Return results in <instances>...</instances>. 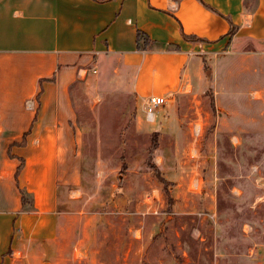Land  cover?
Returning <instances> with one entry per match:
<instances>
[{
    "label": "rangeland",
    "instance_id": "374dc122",
    "mask_svg": "<svg viewBox=\"0 0 264 264\" xmlns=\"http://www.w3.org/2000/svg\"><path fill=\"white\" fill-rule=\"evenodd\" d=\"M260 54L229 58V88L166 105L155 123L110 68L77 81L81 185L58 190L56 228L50 208L28 207L0 264H264Z\"/></svg>",
    "mask_w": 264,
    "mask_h": 264
},
{
    "label": "crops",
    "instance_id": "0c3cea01",
    "mask_svg": "<svg viewBox=\"0 0 264 264\" xmlns=\"http://www.w3.org/2000/svg\"><path fill=\"white\" fill-rule=\"evenodd\" d=\"M139 33L148 48L138 49ZM260 53L264 0H0L1 258L15 224L29 230L21 190L50 208L40 213L56 228L58 190L81 185L77 81L108 67L140 108L150 96H169V107L221 81L229 88V58Z\"/></svg>",
    "mask_w": 264,
    "mask_h": 264
},
{
    "label": "trees",
    "instance_id": "16d2710c",
    "mask_svg": "<svg viewBox=\"0 0 264 264\" xmlns=\"http://www.w3.org/2000/svg\"><path fill=\"white\" fill-rule=\"evenodd\" d=\"M234 32V30H233ZM141 42H143L144 44V49L148 48L149 44H151V40L143 35V34H140L138 35V49L140 50L142 48L141 46ZM153 135H157V138H159L160 136V133L159 132H154ZM14 145H20V146H25L26 145V141H23L21 143H15ZM158 147V142L155 138H153L152 140V146H151V150L154 152ZM18 160L20 161V165L18 166V169H17V172H16V177L19 176V174L21 173V171L24 169L25 167V161L23 158H18ZM21 194H22V203H23V211H26L28 207H30L32 205V199L30 198V195L24 191V190H21Z\"/></svg>",
    "mask_w": 264,
    "mask_h": 264
},
{
    "label": "built area",
    "instance_id": "2783aa9c",
    "mask_svg": "<svg viewBox=\"0 0 264 264\" xmlns=\"http://www.w3.org/2000/svg\"><path fill=\"white\" fill-rule=\"evenodd\" d=\"M97 73V70H94ZM169 96H150L143 105L145 119L149 123H155L158 111L169 103Z\"/></svg>",
    "mask_w": 264,
    "mask_h": 264
}]
</instances>
